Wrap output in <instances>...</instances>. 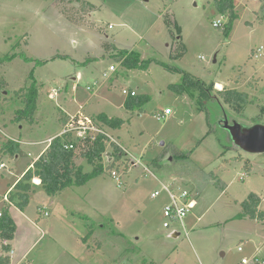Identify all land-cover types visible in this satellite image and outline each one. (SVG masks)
<instances>
[{
  "label": "rangeland",
  "instance_id": "1",
  "mask_svg": "<svg viewBox=\"0 0 264 264\" xmlns=\"http://www.w3.org/2000/svg\"><path fill=\"white\" fill-rule=\"evenodd\" d=\"M235 6L238 18L226 36L213 25L222 17L215 0H0V80L8 86V96L0 91V152L11 142L0 153L7 166L0 170V212L10 187L47 140L63 131L64 114L83 109L91 119L123 120L121 129L106 130L129 154L118 179L104 157L105 172L88 184L53 201L40 188L23 212L11 206L16 231L7 244L14 255L0 240V256H10L12 264H264V220L241 217L251 194L261 198L264 212V155L222 146L206 107L221 84L249 96L242 114L220 99L227 110L264 124V57L254 58L264 47V0H235ZM114 47L180 72L157 64L126 69ZM32 72L40 88L36 122L15 123L23 108L16 93L31 86ZM183 73L211 87L209 98L196 88L177 97L169 86L183 85ZM123 90L148 97L142 112L125 108ZM167 109L171 114L158 120ZM170 152L187 159L161 165ZM131 158L140 166L131 167ZM79 165L85 173L93 170L85 159ZM173 183L198 201L178 239L169 237L178 225L163 227L169 197H151ZM38 206L50 216L38 217Z\"/></svg>",
  "mask_w": 264,
  "mask_h": 264
},
{
  "label": "trees",
  "instance_id": "2",
  "mask_svg": "<svg viewBox=\"0 0 264 264\" xmlns=\"http://www.w3.org/2000/svg\"><path fill=\"white\" fill-rule=\"evenodd\" d=\"M61 1H79V0H61ZM216 9L221 14V16H227V23L220 27L226 33V36H230L231 30L233 28L234 22L237 20L238 15L236 13L235 0H215ZM89 8L95 9L93 4H86ZM105 50H109V46L105 45ZM115 51H118L116 59L121 65L126 69H136V70H147L152 64H157L170 72H180V70L175 67L169 66L168 64L161 62L156 59H143L142 55L138 52H128L127 50H118L114 47ZM16 58L14 56H6L2 59V63L11 62ZM25 62H32L29 58L25 56H20ZM45 62L38 61L37 65H44ZM183 85H170L169 89L173 91L177 97H185L187 93H191V88H196L201 92V95L209 98V92L211 87L207 90L204 86V82L199 79H194L188 74L183 73ZM30 79L33 80L31 86L22 89L20 92L16 93L18 99L21 100L23 108L15 113L14 122L15 123H29L31 125L35 124L36 113L38 111V100L40 94V88L38 87L36 80L34 78V72L30 74ZM1 81V80H0ZM185 86V88H184ZM213 86V85H212ZM8 88L4 81L0 82V91H4ZM219 98L227 104L231 110L235 111L237 114H242L245 107L250 104L249 96L245 92H240L235 89H227L217 92ZM200 95V96H201ZM149 101L148 97H130L126 103L125 108L128 111H134L139 109L140 112L143 111L144 104ZM203 104V103H202ZM102 127L110 130H118L124 124L121 119H112L106 115H100L96 119ZM71 140L69 136L54 138L43 153L40 158L33 163L32 168H30L25 174L17 181V183L12 188L13 190L8 193L9 204L6 206L5 210L2 212V217L0 219V240L2 242L5 251L11 250L10 245H4V241L12 240L15 235L16 225L10 216L9 210L11 206H14L20 211H24L29 203L31 194L35 191L34 180H40L41 188L49 198H54L61 195L63 192L69 189L77 188L88 184L91 180L100 177L105 172L104 161L105 154L108 152L107 145L99 139L94 144H88L84 150L77 151H67L65 150V145ZM11 144L7 143L1 150L2 153H6L8 146ZM17 146V144H15ZM110 151L112 152V157L114 158V163L108 165L107 169L111 170L115 167V163L123 158V151H121L117 146L111 145ZM176 158L187 159V156L181 153H173ZM86 160L87 163L92 166L93 170L90 173L84 172V167L79 165V162ZM128 168L127 163L125 162ZM261 198L255 194H251L248 201L242 203L243 214L241 217H249L251 219H259V221L264 220V212H259V205ZM91 236V232L89 233ZM86 239V238H85ZM0 264H12L10 256H1Z\"/></svg>",
  "mask_w": 264,
  "mask_h": 264
},
{
  "label": "built area",
  "instance_id": "3",
  "mask_svg": "<svg viewBox=\"0 0 264 264\" xmlns=\"http://www.w3.org/2000/svg\"><path fill=\"white\" fill-rule=\"evenodd\" d=\"M264 12V9H263ZM227 16H222L220 20L215 22L213 25L215 28L223 27L227 23ZM264 57V47H260L254 53L255 59H261ZM110 73H116L117 68L115 66H111L109 68ZM106 79H110L105 75ZM89 91L92 88L88 87ZM123 95L127 97H136L137 93L135 91H127L123 90ZM57 94H55L56 96ZM83 109H80L77 113L70 115L67 117L66 124L64 125L63 131L60 133V137L69 136L71 140L65 145V150L67 151H77L84 150L88 144H94L99 139H101L106 145L111 147V145L117 146L121 151H123V158L115 163V167L109 170L111 176L113 178H119V167L124 166V156H128L127 151L110 135L106 128L102 127L100 123L96 120L91 119L84 115ZM171 114L169 109L165 110L163 114L156 115L158 120H162L164 117ZM52 142V141H51ZM114 163V162H113ZM112 163V164H113ZM125 163V162H124ZM110 165V164H108ZM129 165L133 168H137L140 166L139 161L131 158ZM7 168L5 163L0 164V170H5ZM126 169V167H124ZM35 183V180L33 181ZM162 193L167 194L169 197V203L165 206L163 210V215L165 222L163 227L165 229H170L173 225H178L179 229L174 231H180L181 228H184V220L188 217L189 214L192 213L193 210L196 209L197 195H193L189 190L185 188H179L177 185L169 184L163 185V188L160 191H156L152 194V199H156L160 197ZM4 201L9 203L8 194L4 196ZM39 215H43L44 217H48L49 214L44 212L43 209L39 208L37 210ZM2 217V212H0V219ZM173 232V231H172ZM4 245H8L7 241H4ZM241 252L242 249L240 248ZM14 254V250H10L9 255L12 256ZM258 263V261H256ZM248 260L243 259L242 264H247Z\"/></svg>",
  "mask_w": 264,
  "mask_h": 264
},
{
  "label": "water",
  "instance_id": "4",
  "mask_svg": "<svg viewBox=\"0 0 264 264\" xmlns=\"http://www.w3.org/2000/svg\"><path fill=\"white\" fill-rule=\"evenodd\" d=\"M76 80V78H73ZM8 96V92H1ZM213 102L206 104L209 113V123L215 128L217 138L224 147H230L245 155H264V124L253 123L233 114L225 108L224 103L217 95H211ZM108 164L114 162L112 152L108 151L104 156ZM18 157H16V160ZM174 161L173 153H168L162 160L161 165H172ZM181 233L173 231L169 237L178 239Z\"/></svg>",
  "mask_w": 264,
  "mask_h": 264
},
{
  "label": "crops",
  "instance_id": "5",
  "mask_svg": "<svg viewBox=\"0 0 264 264\" xmlns=\"http://www.w3.org/2000/svg\"><path fill=\"white\" fill-rule=\"evenodd\" d=\"M77 80V79H76ZM217 85V84H216ZM38 112V111H37ZM65 116H66V120H62V124H63V126L66 124V121H67V117L68 116H70V115H68V114H64ZM110 118V117H109ZM35 119H37L36 117H35ZM63 119H64V117H63ZM60 135V134H59ZM58 135V136H59ZM57 137V136H56ZM55 136L54 137H51V138H49L47 141H48V144H47V146L45 147V148H43L41 151H40V153L37 155V157L28 165V167L24 170V172L18 177V179L16 180V182L10 187V189L7 191V194L12 190V188L14 187V185L17 183V181L25 174V172H27L30 168H32V165H33V163L34 162H36L39 158H40V156L41 155H43V153L46 151V149L49 147V145L51 144V141L54 139V138H56ZM39 143H42V142H32V143H27V144H29V145H39ZM43 144V143H42ZM29 156H30V154H29ZM35 187H34V189L35 190H37V189H40L41 188V186H40V184H41V182H40V180H38V179H36L35 180ZM42 189V188H41ZM6 194V195H7ZM60 196V195H59ZM58 197V196H57ZM49 198V197H48ZM54 199H56V197H54V198H50L49 200H54ZM198 202V201H197ZM198 206V205H197ZM39 208H41V209H43L44 210V212H47L48 214H49V212H48V210L46 209V208H44V207H42V206H38L37 207V210L39 209ZM15 209H17V208H15ZM18 210V209H17ZM37 210H36V213H37ZM37 215H38V217H42L43 215H39L38 213H37ZM49 216H50V214H49ZM48 216V217H49ZM200 219H198V221H199ZM100 247V246H99ZM11 250H12V247H11ZM14 255V254H13ZM1 257V256H0ZM243 261V260H242ZM256 261H258L257 259H256ZM258 263H259V261H258ZM29 264V263H28Z\"/></svg>",
  "mask_w": 264,
  "mask_h": 264
},
{
  "label": "bare ground",
  "instance_id": "6",
  "mask_svg": "<svg viewBox=\"0 0 264 264\" xmlns=\"http://www.w3.org/2000/svg\"><path fill=\"white\" fill-rule=\"evenodd\" d=\"M216 87H217L218 90H222V85L221 84H217Z\"/></svg>",
  "mask_w": 264,
  "mask_h": 264
}]
</instances>
